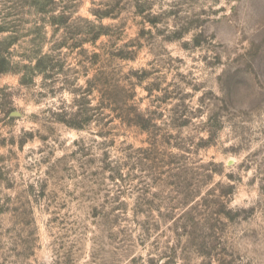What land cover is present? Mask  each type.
Listing matches in <instances>:
<instances>
[{
    "label": "rangeland",
    "instance_id": "1",
    "mask_svg": "<svg viewBox=\"0 0 264 264\" xmlns=\"http://www.w3.org/2000/svg\"><path fill=\"white\" fill-rule=\"evenodd\" d=\"M0 264H264V0H0Z\"/></svg>",
    "mask_w": 264,
    "mask_h": 264
},
{
    "label": "trees",
    "instance_id": "2",
    "mask_svg": "<svg viewBox=\"0 0 264 264\" xmlns=\"http://www.w3.org/2000/svg\"><path fill=\"white\" fill-rule=\"evenodd\" d=\"M2 72L0 71V74H1Z\"/></svg>",
    "mask_w": 264,
    "mask_h": 264
}]
</instances>
